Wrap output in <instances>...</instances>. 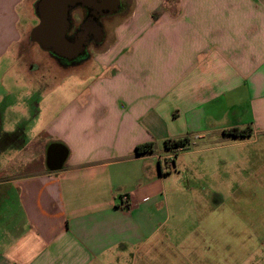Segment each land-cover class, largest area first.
<instances>
[{
  "label": "crops",
  "instance_id": "obj_1",
  "mask_svg": "<svg viewBox=\"0 0 264 264\" xmlns=\"http://www.w3.org/2000/svg\"><path fill=\"white\" fill-rule=\"evenodd\" d=\"M23 1L0 0V59L9 57L24 79L32 71L41 83L55 79L42 95L66 80L78 85L61 113L35 116L36 132L22 122L4 131L0 264H152L171 230L167 186L181 178L182 155L225 146L198 147L233 127L264 131V0H134L96 53L49 67L22 61ZM35 137L36 164L24 172L28 156L12 140ZM184 137L185 145L166 146ZM52 142L68 150L56 171L45 165ZM145 142L153 152L137 154Z\"/></svg>",
  "mask_w": 264,
  "mask_h": 264
},
{
  "label": "rangeland",
  "instance_id": "obj_2",
  "mask_svg": "<svg viewBox=\"0 0 264 264\" xmlns=\"http://www.w3.org/2000/svg\"><path fill=\"white\" fill-rule=\"evenodd\" d=\"M35 1L24 0L16 8L26 44L22 61L26 59L45 67L64 65L30 40V30L38 22ZM122 1L125 3L122 13L102 20L105 32L114 29L112 19L127 16L135 8L134 0ZM5 13L6 17L14 15L12 10ZM87 50L97 52L94 44ZM17 68L9 57L0 59V150H6L9 143L10 136L4 131H15L22 122L28 133L36 132L35 116L61 113L67 107L64 105L68 88L71 91L78 85L68 84L66 80L52 94L42 95L45 87L56 85V80L45 77L41 83L35 71L24 79ZM203 140L199 148L216 143L225 146L182 155L184 164L179 169L182 179L179 176V181L167 186L171 198V230L162 241L164 245L156 247L150 261L152 264H264V131L245 137L214 134L213 138ZM22 141L12 140V145L25 149L23 156L27 154L29 161L23 171L31 172L36 164L33 152L39 149L40 140L35 137L27 143ZM192 142L177 152L193 149ZM43 155L42 151L41 159ZM166 166L173 171V165ZM142 262L143 259L135 260V264Z\"/></svg>",
  "mask_w": 264,
  "mask_h": 264
},
{
  "label": "water",
  "instance_id": "obj_3",
  "mask_svg": "<svg viewBox=\"0 0 264 264\" xmlns=\"http://www.w3.org/2000/svg\"><path fill=\"white\" fill-rule=\"evenodd\" d=\"M87 0H36L34 10L38 18L30 30V40L42 50L60 58L73 59L80 55L86 48L87 37L81 35L76 40L68 37L70 28L69 10ZM112 9H117V1L112 3ZM96 30V41L101 42L103 37L102 26L93 23ZM68 150L59 142L50 143L45 152V165L50 171L60 170L67 158Z\"/></svg>",
  "mask_w": 264,
  "mask_h": 264
},
{
  "label": "flooded vegetation",
  "instance_id": "obj_4",
  "mask_svg": "<svg viewBox=\"0 0 264 264\" xmlns=\"http://www.w3.org/2000/svg\"><path fill=\"white\" fill-rule=\"evenodd\" d=\"M114 0H87L84 5L78 3L69 10L70 28L68 31V37L71 40L78 39L81 35L85 34L87 37V44L85 50L73 59H66L57 57L59 62H64V65L75 64L82 62L84 59L89 58V52L87 47L91 44H97L95 26L93 23H97L102 26L104 32V26L102 20L105 17L115 16L123 12L124 1H117V9H112V3ZM122 9V10H121ZM75 19L78 22H75Z\"/></svg>",
  "mask_w": 264,
  "mask_h": 264
},
{
  "label": "trees",
  "instance_id": "obj_5",
  "mask_svg": "<svg viewBox=\"0 0 264 264\" xmlns=\"http://www.w3.org/2000/svg\"><path fill=\"white\" fill-rule=\"evenodd\" d=\"M249 131H250V128L240 129L237 127H233L228 130V134L231 135L232 137H245L250 134ZM187 141H188L187 137H184L182 139L167 140L166 146L169 145L171 147H178L180 145H185ZM135 152L137 154L151 153L153 152V144L151 142H145L142 144H138L135 147Z\"/></svg>",
  "mask_w": 264,
  "mask_h": 264
},
{
  "label": "built area",
  "instance_id": "obj_6",
  "mask_svg": "<svg viewBox=\"0 0 264 264\" xmlns=\"http://www.w3.org/2000/svg\"><path fill=\"white\" fill-rule=\"evenodd\" d=\"M173 158H174V154H170V155H167V156H164V159L168 160V161H173ZM125 199V197L123 198V200Z\"/></svg>",
  "mask_w": 264,
  "mask_h": 264
}]
</instances>
